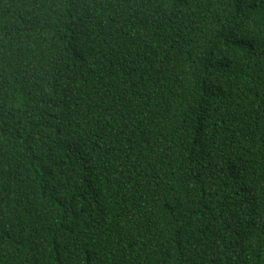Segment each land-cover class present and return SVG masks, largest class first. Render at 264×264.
I'll list each match as a JSON object with an SVG mask.
<instances>
[{
	"label": "trees",
	"instance_id": "16d2710c",
	"mask_svg": "<svg viewBox=\"0 0 264 264\" xmlns=\"http://www.w3.org/2000/svg\"><path fill=\"white\" fill-rule=\"evenodd\" d=\"M0 264H264V0H0Z\"/></svg>",
	"mask_w": 264,
	"mask_h": 264
}]
</instances>
